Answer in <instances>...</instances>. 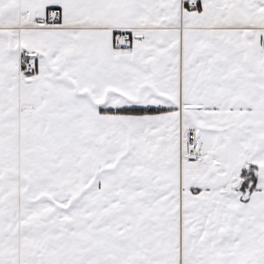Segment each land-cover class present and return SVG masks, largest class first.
Here are the masks:
<instances>
[{
  "label": "snow or ice",
  "instance_id": "obj_1",
  "mask_svg": "<svg viewBox=\"0 0 264 264\" xmlns=\"http://www.w3.org/2000/svg\"><path fill=\"white\" fill-rule=\"evenodd\" d=\"M0 264H264V0H0Z\"/></svg>",
  "mask_w": 264,
  "mask_h": 264
}]
</instances>
